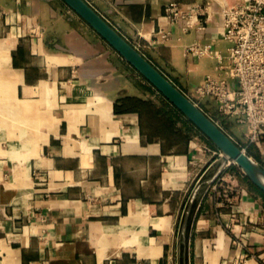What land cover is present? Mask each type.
Returning a JSON list of instances; mask_svg holds the SVG:
<instances>
[{
	"label": "crops",
	"instance_id": "obj_1",
	"mask_svg": "<svg viewBox=\"0 0 264 264\" xmlns=\"http://www.w3.org/2000/svg\"><path fill=\"white\" fill-rule=\"evenodd\" d=\"M86 1L189 95L227 60L220 7L248 0ZM170 3L205 7L204 28L170 22ZM192 43L206 52L186 55ZM160 100L62 0H0V264H238L235 239L241 264H264L263 197L231 164V203L209 189L218 149L145 110ZM246 133L228 134L264 163Z\"/></svg>",
	"mask_w": 264,
	"mask_h": 264
},
{
	"label": "built area",
	"instance_id": "obj_2",
	"mask_svg": "<svg viewBox=\"0 0 264 264\" xmlns=\"http://www.w3.org/2000/svg\"><path fill=\"white\" fill-rule=\"evenodd\" d=\"M204 12L208 13V10L201 6L189 13L184 12L176 3H170L164 8L163 16L170 22L184 17L187 26L203 29L206 20L195 23L192 16L197 17ZM219 16L222 38L229 42L227 64L219 59L218 69L223 70V76L215 78L206 75L193 92L186 95L222 129L224 118L245 125L247 143L260 148L264 142V0L222 6ZM206 50L207 46L192 43L185 52L186 55H202ZM203 101H207L211 109L204 107ZM218 153L220 155V151ZM220 178L219 174L210 183L209 189L230 204L232 189ZM234 244L239 249L237 263L241 264L250 254L243 251L240 240L235 239Z\"/></svg>",
	"mask_w": 264,
	"mask_h": 264
},
{
	"label": "water",
	"instance_id": "obj_3",
	"mask_svg": "<svg viewBox=\"0 0 264 264\" xmlns=\"http://www.w3.org/2000/svg\"><path fill=\"white\" fill-rule=\"evenodd\" d=\"M62 1L102 37L158 93L176 107L220 151L218 165L207 180V184L212 183L228 164L233 163L252 184L264 192V168L258 161L250 156L240 144L154 66L90 3L86 0ZM198 189L199 185L193 189L185 209L179 232V241L182 243L185 242L186 223Z\"/></svg>",
	"mask_w": 264,
	"mask_h": 264
},
{
	"label": "trees",
	"instance_id": "obj_4",
	"mask_svg": "<svg viewBox=\"0 0 264 264\" xmlns=\"http://www.w3.org/2000/svg\"><path fill=\"white\" fill-rule=\"evenodd\" d=\"M160 97H161V100L159 101V107L156 109V108H154L155 106H154V104H152L151 102H144V105H145V110H147V111H150V112H161V111H163V112H165V114H167L168 115V117H174L175 119H176V121L178 120V119H180V117L182 118L183 117V119H185L186 121H188L189 122V120L188 119H186L184 116H183V114L176 108V107H174L173 105H171L161 94H160ZM211 143V142H210ZM212 144V143H211ZM213 145V144H212ZM214 146V145H213ZM215 147V146H214ZM241 147H244V146H241ZM245 149H246V152L250 155V156H252L256 161H258L262 166H263V168H264V163L261 161V159H260V157H259V155L255 152V151H253L252 150V148L251 147H245ZM237 168V167H236ZM250 184L254 187V189L258 192V193H260V195L263 197V200H264V192L263 191H261L260 189H258L254 184H252L251 182H250Z\"/></svg>",
	"mask_w": 264,
	"mask_h": 264
},
{
	"label": "rangeland",
	"instance_id": "obj_5",
	"mask_svg": "<svg viewBox=\"0 0 264 264\" xmlns=\"http://www.w3.org/2000/svg\"><path fill=\"white\" fill-rule=\"evenodd\" d=\"M226 41V40H225ZM226 43H227V45H229V42H227L226 41ZM224 64H227V60H225L224 61ZM219 71L223 74V70H218L217 72L218 73H208V74H206V75H210V76H212V77H215V78H219L220 76H219ZM202 105L204 106V107H206V108H210L211 109V105L209 104V103H207V101H203V103H202ZM210 109H208V110H210ZM215 114V113H214ZM222 126H223V129L226 131V132H228V133H230V134H232V133H234V134H236L238 137H240V138H243V134H244V132L245 131H247V128L245 127V125H243V124H239V123H235L234 121H233V119H226V118H224V119H222ZM235 137V136H234ZM241 141V140H240ZM240 144L242 145V146H244V143L243 142H240ZM244 149H245V147H243ZM246 150V149H245ZM231 165H233L234 167H237L235 164H231Z\"/></svg>",
	"mask_w": 264,
	"mask_h": 264
}]
</instances>
